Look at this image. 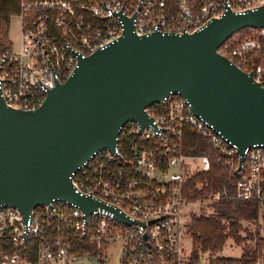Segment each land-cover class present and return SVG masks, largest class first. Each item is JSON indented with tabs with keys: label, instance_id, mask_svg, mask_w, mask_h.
Returning a JSON list of instances; mask_svg holds the SVG:
<instances>
[{
	"label": "built area",
	"instance_id": "2783aa9c",
	"mask_svg": "<svg viewBox=\"0 0 264 264\" xmlns=\"http://www.w3.org/2000/svg\"><path fill=\"white\" fill-rule=\"evenodd\" d=\"M263 2L19 0L14 14L20 23L19 44H0V95L12 108L35 109L80 59L122 36L126 19H131L138 36L154 31L190 33L226 10L243 12ZM241 30L228 36L216 51L264 87V27ZM145 112L150 122L141 126L126 120L118 128L113 150L93 151L71 173L74 191L103 206L85 213L76 203L56 197L24 214L0 202V264H76L92 258L105 264L108 245L117 242L119 264H193L192 250L186 253L183 248L184 237L190 236L183 187L192 174L208 170L210 160L207 154L184 150L187 130L204 138L235 175L230 191H212V200L229 194L240 201H254L260 216L264 143H252L240 153L237 144L197 114L179 92L170 91L146 106ZM115 210L130 222L114 217ZM249 250L252 254L245 259L242 254L223 256L229 261L218 264H264V234ZM199 253L200 264H211L220 256L209 250L199 249Z\"/></svg>",
	"mask_w": 264,
	"mask_h": 264
},
{
	"label": "water",
	"instance_id": "95a60500",
	"mask_svg": "<svg viewBox=\"0 0 264 264\" xmlns=\"http://www.w3.org/2000/svg\"><path fill=\"white\" fill-rule=\"evenodd\" d=\"M245 27H264V2L226 10L190 33L138 36L126 19L122 36L80 59L35 109L12 108L0 95V202L24 214L56 197L85 213L103 206L74 191L71 173L93 151L113 150L126 120L150 122L145 107L170 91L185 96L240 153L264 143V87L216 51Z\"/></svg>",
	"mask_w": 264,
	"mask_h": 264
},
{
	"label": "trees",
	"instance_id": "16d2710c",
	"mask_svg": "<svg viewBox=\"0 0 264 264\" xmlns=\"http://www.w3.org/2000/svg\"><path fill=\"white\" fill-rule=\"evenodd\" d=\"M18 6L19 0H0V34H2L1 32L4 33L0 36V44L7 42L4 36L10 18L18 11ZM262 49L264 50V40ZM182 143L186 152L207 154L210 160L208 170L196 172L186 180L183 187L186 200L201 199L209 192L217 189L226 188L230 191V184L234 181L235 175L229 173L226 165L218 160V153L208 145L207 141L194 132L187 130ZM258 217L259 208L254 201H240L231 198L229 194L223 195L214 203V211L210 215H192L188 223V232L192 237L194 248L197 249L191 255V263L197 261L199 249L211 252L221 250L228 235L238 241L243 238H253V234L249 231H247L245 237L239 235V220H256L257 223ZM260 217L264 228V208L260 213ZM223 219L226 220L228 231H225ZM256 233H258L257 230ZM251 254L252 250L245 248L241 257L245 259L246 256ZM226 261H229L226 257L216 256V258L211 259V264L225 263Z\"/></svg>",
	"mask_w": 264,
	"mask_h": 264
},
{
	"label": "rangeland",
	"instance_id": "374dc122",
	"mask_svg": "<svg viewBox=\"0 0 264 264\" xmlns=\"http://www.w3.org/2000/svg\"><path fill=\"white\" fill-rule=\"evenodd\" d=\"M20 23L19 18L17 16H11L7 31L5 33V40H7L13 47H17L19 44L20 39ZM0 36H2L4 33L1 32ZM198 163V161H196ZM217 201H213L210 197V192L203 198L197 199L195 201H188L184 203L183 210L185 211L186 215H190L187 222V230H188V223L190 222V219L192 215H205L208 216L214 211V203ZM225 231H228V225L226 223V220H222ZM240 223V231L239 235L242 237H245L247 234V231L251 232L253 234V238H243L242 240L238 241L234 239V237L228 235V237L225 240V243L221 250L219 251H212L213 254L218 253L220 256H230V257H238L242 254V249L249 248L253 242L256 240L258 242L259 235L264 234V228H263V221L262 218L259 216L258 221L256 223V220H239ZM256 230L258 233H256ZM190 235V233L188 232ZM183 248L186 253H189L192 250L195 251L197 248H194V243L192 240L191 235L186 236L183 239ZM192 255V254H191ZM121 257V246L120 243H110L108 245L107 251H106V257L104 260L105 264H119ZM202 258V254L199 253L197 257V261H195L193 264H200ZM76 264H97L96 259H84L81 262H78Z\"/></svg>",
	"mask_w": 264,
	"mask_h": 264
}]
</instances>
